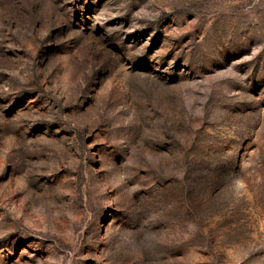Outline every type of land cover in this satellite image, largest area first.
<instances>
[{
	"label": "rangeland",
	"instance_id": "374dc122",
	"mask_svg": "<svg viewBox=\"0 0 264 264\" xmlns=\"http://www.w3.org/2000/svg\"><path fill=\"white\" fill-rule=\"evenodd\" d=\"M0 264H264V0H0Z\"/></svg>",
	"mask_w": 264,
	"mask_h": 264
}]
</instances>
